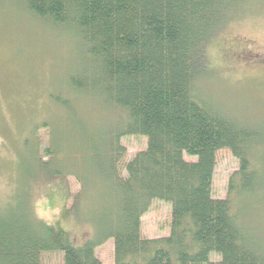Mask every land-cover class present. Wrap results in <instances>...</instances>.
Masks as SVG:
<instances>
[{"label": "trees", "instance_id": "obj_1", "mask_svg": "<svg viewBox=\"0 0 264 264\" xmlns=\"http://www.w3.org/2000/svg\"><path fill=\"white\" fill-rule=\"evenodd\" d=\"M20 1L32 17L77 31L93 66L70 79L72 89L99 96L123 118L91 148L99 160L93 173L106 186L77 178L81 189L68 194L64 208L65 220L93 225V237L75 245L60 222L34 218L19 198L0 212V264H42L51 253H60L62 264H103L96 251L110 240L114 264H264V243L234 211L244 197L264 195V122L235 120L195 89L208 43L251 0ZM40 130L31 133L37 164L57 178L50 168L60 153L55 136L46 130L50 144L41 158ZM133 136L146 138L147 147L127 160L121 141ZM222 150L239 163L227 199L212 193ZM157 200L171 206L170 233L147 239L142 218ZM95 207L104 213L89 217Z\"/></svg>", "mask_w": 264, "mask_h": 264}, {"label": "rangeland", "instance_id": "obj_2", "mask_svg": "<svg viewBox=\"0 0 264 264\" xmlns=\"http://www.w3.org/2000/svg\"><path fill=\"white\" fill-rule=\"evenodd\" d=\"M206 50L196 93L242 123L264 122V0H251ZM92 64L74 28L32 17L20 0H0V212L17 207L19 198L26 199L34 218L50 225L60 222L77 246L93 237L94 226L63 218L68 194L80 191L77 178L91 182L88 187L106 186L93 173L99 160L91 148H98L123 118L99 96L72 89L70 79L91 70ZM52 97L70 101V107ZM39 125L43 127L38 134L39 157L50 144L46 130L55 136L60 153L50 168L58 172L57 178L47 176L37 164V141L31 133ZM121 143L127 160L147 147L146 138L138 136ZM238 170V160L229 151L217 154L214 198H228L230 176ZM236 204L234 211L243 213V224L264 243V195L244 197L240 207ZM95 209L89 217H99L105 210ZM170 221L171 206L154 201L142 218L143 237L169 236ZM96 255L103 264H114L113 241L98 248ZM42 264H62V255L45 254Z\"/></svg>", "mask_w": 264, "mask_h": 264}]
</instances>
